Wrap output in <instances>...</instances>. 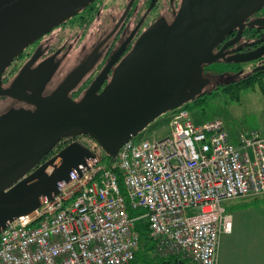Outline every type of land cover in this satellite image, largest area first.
<instances>
[{"label":"water","instance_id":"95a60500","mask_svg":"<svg viewBox=\"0 0 264 264\" xmlns=\"http://www.w3.org/2000/svg\"><path fill=\"white\" fill-rule=\"evenodd\" d=\"M93 1L0 0V97L35 106L0 115V231L38 209L43 197L57 191L58 183L67 181L72 171L85 170L91 153L79 141L46 159L63 139L90 137L113 162L124 143L159 117L207 93L206 66L264 57V44L250 52H241L244 46L226 52L239 42L244 22L264 7V0H183L171 24L158 21L142 34L101 91L106 71L79 100L69 95L90 66L74 72L46 97L42 92L55 66L44 74L25 66L11 88L1 87L3 73L15 58ZM249 25L260 30L264 18ZM237 28L236 37L215 52ZM260 71L264 64L253 69ZM28 83L34 85L28 88L32 95L21 88Z\"/></svg>","mask_w":264,"mask_h":264},{"label":"built area","instance_id":"2783aa9c","mask_svg":"<svg viewBox=\"0 0 264 264\" xmlns=\"http://www.w3.org/2000/svg\"><path fill=\"white\" fill-rule=\"evenodd\" d=\"M169 113L166 137L133 138L113 162L94 139L82 143L91 153L85 170L0 231V264H132L139 221L153 257L217 264L221 236L232 230L224 201L264 196V137L233 143L220 119L197 123L185 106Z\"/></svg>","mask_w":264,"mask_h":264},{"label":"flooded vegetation","instance_id":"af4514ba","mask_svg":"<svg viewBox=\"0 0 264 264\" xmlns=\"http://www.w3.org/2000/svg\"><path fill=\"white\" fill-rule=\"evenodd\" d=\"M182 1L95 0L80 13L29 45L7 67L3 73L1 87L11 88L14 79L25 66H28V71L41 74H44V71L49 67L55 66V70L42 92V95L46 97L63 85L74 72L85 66H90L72 87L69 95L73 100H79L95 83L100 74L106 71L105 80L100 86L101 91L111 80L115 68L135 47L142 34L158 21L171 24L181 8ZM263 18L264 7L244 22L242 37L236 45L228 47L226 52L236 49L238 46H244L241 52H250L263 45L264 41L260 40L264 38V28L259 30L256 25H249ZM238 30L237 28L221 42L215 48V52H218L224 43L235 38ZM228 56L226 55V57ZM222 62L223 60H221ZM256 63L255 66L264 64V57L256 60ZM228 65L232 69L242 68V64ZM210 82L213 84V80ZM33 86L28 83L21 88H25V92L32 95L33 92L28 88ZM206 89L207 87H205L207 93L196 100L210 94ZM0 100L7 102L4 106L5 109L0 111V115L13 108L35 109V106L18 98L5 96L0 97ZM74 139H63L59 145L67 140L74 141Z\"/></svg>","mask_w":264,"mask_h":264},{"label":"rangeland","instance_id":"374dc122","mask_svg":"<svg viewBox=\"0 0 264 264\" xmlns=\"http://www.w3.org/2000/svg\"><path fill=\"white\" fill-rule=\"evenodd\" d=\"M255 64H257L256 60L243 63L241 69L238 67L232 69L230 65L223 62L206 66L205 76L208 75L207 78L209 79V87H206L210 94L207 95L206 99L203 98V101L200 103L192 101L185 105L192 119L197 123L206 119L222 120L233 143H236L241 135H259L264 137V91L260 87V85H264V71L254 73L253 69L259 66H255ZM252 76H255L253 87L241 90H237L236 88L226 89L233 85L232 83L235 81L237 82L238 80L247 79ZM210 80H213V84H211ZM6 104V101L0 100V111L5 109L4 106ZM169 115L170 113H167L159 117L141 132L136 139H158L166 137L170 133ZM72 141L67 140L63 144H58L52 152L53 155ZM74 141H79L80 143L91 142L87 136L77 137ZM51 154L47 157L50 158L53 156ZM240 203H248V206L261 205V207H264V196L263 198L249 197L224 201V206L231 215L236 211L235 205ZM246 235H248L247 231L245 232ZM180 257V255L168 251L154 256L157 260H170L174 258L176 259L175 263L179 262Z\"/></svg>","mask_w":264,"mask_h":264},{"label":"crops","instance_id":"0c3cea01","mask_svg":"<svg viewBox=\"0 0 264 264\" xmlns=\"http://www.w3.org/2000/svg\"><path fill=\"white\" fill-rule=\"evenodd\" d=\"M235 210L231 232L221 236L217 264H264V207L240 203Z\"/></svg>","mask_w":264,"mask_h":264},{"label":"trees","instance_id":"16d2710c","mask_svg":"<svg viewBox=\"0 0 264 264\" xmlns=\"http://www.w3.org/2000/svg\"><path fill=\"white\" fill-rule=\"evenodd\" d=\"M254 77L255 76H252L247 79L237 81L235 82V84L227 87L226 89L236 88L237 90H241V89H247V88L253 87L254 82H255ZM260 87L264 91V85L262 84L260 85ZM206 97L207 96H204L203 98L206 99ZM203 98L196 100L195 102L200 103L203 101ZM115 171L117 173V170ZM136 229L138 230L140 234V248L132 264H171L172 262H175L176 259L174 258L170 260H157L151 256V252L154 250V247H155V242L150 235V232L148 230V225L146 224V222L144 221L137 222Z\"/></svg>","mask_w":264,"mask_h":264}]
</instances>
